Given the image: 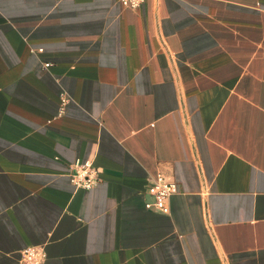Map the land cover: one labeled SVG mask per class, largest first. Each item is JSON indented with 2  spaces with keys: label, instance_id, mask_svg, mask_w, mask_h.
Instances as JSON below:
<instances>
[{
  "label": "crops",
  "instance_id": "obj_1",
  "mask_svg": "<svg viewBox=\"0 0 264 264\" xmlns=\"http://www.w3.org/2000/svg\"><path fill=\"white\" fill-rule=\"evenodd\" d=\"M157 174L168 213L146 207ZM26 246L264 264V0H0V264Z\"/></svg>",
  "mask_w": 264,
  "mask_h": 264
},
{
  "label": "built area",
  "instance_id": "obj_2",
  "mask_svg": "<svg viewBox=\"0 0 264 264\" xmlns=\"http://www.w3.org/2000/svg\"><path fill=\"white\" fill-rule=\"evenodd\" d=\"M119 1L123 6L130 8H136L144 2V0ZM69 179L78 188L90 189L99 181V169L93 165L91 160L76 162L72 165ZM148 191L153 197V201L146 203V207L168 213V200L176 192L175 182L163 174H157ZM44 258L45 251L42 247L26 246L20 252V260L24 264H42Z\"/></svg>",
  "mask_w": 264,
  "mask_h": 264
}]
</instances>
